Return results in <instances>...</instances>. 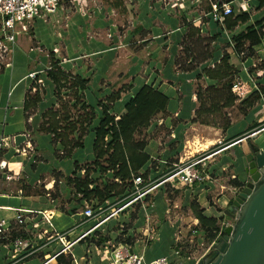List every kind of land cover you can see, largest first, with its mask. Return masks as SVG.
I'll return each mask as SVG.
<instances>
[{"label":"crops","instance_id":"1","mask_svg":"<svg viewBox=\"0 0 264 264\" xmlns=\"http://www.w3.org/2000/svg\"><path fill=\"white\" fill-rule=\"evenodd\" d=\"M74 2L75 6L67 3L66 0V2L61 6L60 13H58V20L60 22L53 18L51 19V22L48 23L36 22V24L29 29L30 31H34L33 36H27V32L29 31L28 30L27 32H24V34H22L25 36H22L21 34L20 36L18 35L20 38H15V40L17 41H14L13 43L6 42L8 49L10 50L9 55L12 61L9 59V61H11L10 67L1 69L0 72V143L4 141L10 146L5 147L2 145L0 147V159L7 162L6 169L0 170V218L7 221L8 228L6 230V236L8 239L2 240L0 242V264H9L13 260L14 253L12 251L10 241H13L16 238L30 240L31 242H34L35 247L37 246V248H39L35 253L26 258L22 263L42 264L47 259L51 258L54 254L59 252L63 247L58 241H51L46 244L49 237L53 236L55 233L57 234L60 232L69 231L74 228V226L78 225L75 231L70 233V235L68 236L69 239H74L81 232L85 231L91 224H93V222L81 224L83 218L81 212L83 207L80 206V203L77 199L73 198V194L70 192V190L67 189L65 183H63L64 190L66 191L65 209L63 210L57 208L56 202L58 201V199H56L55 197V184L62 183V181L59 182L60 180H55L53 176H50V178H52L51 180L46 181V177L49 176L47 174L48 170H46V172L42 171L39 173L38 170L40 169L42 162H44L45 160H42L44 158L43 154H41L38 148L36 137H33L35 136V132L45 133L44 131H38L37 128L33 127V119H37V115L42 114L41 112L36 113V111L38 107L42 109L43 105H38V107L34 111L30 112L24 111L23 109L24 99L27 94L28 81H30V79L26 78V76L29 72H31L30 67L33 66L35 68L38 66V55L36 54L37 52L33 50V41L37 42L38 38H44L45 40H47V38H50L52 36H58V34H56V29L59 26H61L60 32H62V34L65 33L66 30H71V27H74L72 21L73 15L82 18L79 14H77L81 11L77 7L78 3L76 0H74ZM131 2L141 5V10H139L136 19L135 17H132L133 29L129 31V35L132 37L133 41H131V44L128 46H135L133 43H136L140 46L142 45L143 49V47L149 46L152 42H156L159 44L164 43L165 45H167L168 38L165 37V32L164 34H160L161 28H159V26L163 28L165 25H167V23L168 25L173 26V30H175L174 32L170 33L171 38L176 35L175 39H172L173 44L171 43L172 45L168 49L170 52H173V47L177 46L178 39H183L186 42H190L197 39L199 40L200 38L204 37L212 38V35L218 33L217 31L213 30L208 16H205V14L209 12L208 8L205 11L204 16L200 20L198 19L199 15H196V12L191 13V16L184 14L185 11L187 12L189 10V7L186 6L187 2L191 3L195 8L198 7V3L196 2V0H169V2L167 0L164 3L157 0H131ZM167 2L170 3L168 6H166ZM96 3V0H85V7L89 8L88 13L91 14L90 16H88V21L86 22L84 28L86 30V33L92 35L93 37H91L88 45L84 46V56H77L76 54L70 55L68 51V55L65 58V60L67 61L62 63L61 66L64 72L66 71L67 73H71L72 68H74L75 71L77 70L79 76L83 75L84 68L86 67L85 65L84 68L81 67V65H83L81 62V59L83 57L85 58L88 56H94L97 58L98 51L101 54H107L108 51H112L116 47H108L103 44H99L98 47V22L102 25H105V22L100 20L98 12L97 10H95L97 8ZM180 3L183 4V8H181L182 4ZM199 3H201V0H199ZM229 3L234 8L235 14H238L242 11L249 12L250 21L241 26H238L232 32L223 29L225 34L223 36H220V38L216 41L211 42V44L215 46L219 45V43L221 42H223V44L225 45V42L229 40L232 35H235L239 31L244 29L241 28L242 26L252 24L256 19H259L257 18L258 15L261 16L260 18L263 17L264 19V7L256 9V6L252 1L233 0ZM91 4L93 5V10L92 12H89L92 9ZM178 5L179 10L177 12H179V16H173L176 12L175 10H177ZM115 6L120 7V2L115 5L113 4V8H115ZM164 8H167L169 12H162ZM186 8L188 9L186 10ZM112 10L114 11V9ZM194 10H192L191 12H193ZM250 10H253L252 14ZM181 13H183L184 15L180 16ZM192 15L194 16V19H196V21L192 20ZM94 18L95 20L93 21ZM174 18L177 19L174 20ZM153 19H159L160 21L157 22V26H152L151 30H149V26L152 25V22L150 20ZM183 20H185L186 23L183 22ZM69 23L71 26H69ZM186 25H190V34H186ZM218 25L221 28H224V25ZM62 29H64L65 31L63 32ZM47 30L49 31V36H44V33L47 34ZM68 31L66 32V34H68ZM70 39L71 38L69 37V40ZM170 42L171 41H169V43ZM262 45L264 46L263 42L256 46ZM53 48L59 49V47L57 46H53ZM73 49H77L76 46H74ZM88 49H91L92 52L88 51ZM225 50L226 53L229 54L230 64L239 71L238 75L240 76V72H244V79L241 78V81L247 82L246 85L249 87V77L244 69V65L242 64L243 69L240 70L232 61V57H235L236 60L241 61L240 56L235 54L230 47H226ZM94 52H96V54H94ZM214 56H217L216 52H214ZM259 57L262 60L264 59V51L262 55L259 54ZM105 58L106 56L98 60L101 66H103L101 72L107 71L106 69L108 67V63L105 62ZM128 59L130 60V58ZM190 61L191 59H188L187 63H190ZM153 63H157V61L155 59H152V61H150L146 66V68H148V72L150 71L151 74L153 73V79L150 80V75L148 76V74H146L147 70L145 68L142 73H139L138 77L135 76L134 79L130 80V86L126 90V93L128 94L123 96L122 92L120 93L118 102L122 103V107H120L115 112H109L119 117L124 112V104L126 103V101L133 94H135L142 85L152 84L159 91L163 92L169 98V100L166 111L162 114L157 115L156 117H154V119L152 118L151 124L147 130L151 135V133L153 134L154 131L158 127H160V125H162L166 129L167 134L165 136V140H163L162 142H159L151 135V139L145 148V152L149 154L150 160L142 168V171H140V173H143L147 169H149V180H154L164 175L167 171L170 170L172 165L177 164L178 161H183V159L189 160V158L193 155L191 154L190 150L187 151L189 154L185 155L184 157L182 156V154L179 155L182 151V147L184 146V141H182V138L188 130L192 129V131H195L197 130L196 126H200V130L202 131V133H194L192 139L196 137L195 135L199 136V138H201L203 141L201 142L203 146H205V149H207L209 146L215 145L218 142H221L219 146H223L218 151H216L213 156H211L212 159L208 161V165H210L209 168H207L206 163L205 169L206 172H208L210 179H208L204 183L194 184L191 187L182 186L180 184L166 183V185H169V187H171L170 189L172 190L182 189L184 191V200L181 203V207H185V203L187 204V207H189V212L186 215L176 218L174 222L167 218V214H164L166 205L163 203L162 199V187L154 190L152 194L146 196V206L144 208L140 206V208H134L135 210L133 211L132 208L136 205L135 204L134 206H130L129 210H127L126 214H124L125 216L128 215L129 219H132L130 224H128V219L122 220V223H120L119 220H116V225H113L114 219L108 220L100 225L98 231H96L93 235H90L80 242L74 244L68 250L74 256V260L71 264H111L109 258L110 248L109 244H107L106 242H121L128 245V243L124 241L127 238L133 240V244H129L130 249L137 253H143L146 260H151L153 258L161 256H165L169 260H173V258L177 256L175 255V251H177L179 248L177 247V245L183 242H196L198 247L194 251V253L191 254H194V257H198L203 252L204 247L206 246V242L204 240L203 231L199 229V221L192 212L190 199L197 202L199 209H202L205 216L219 219L223 216V210L229 205L228 199L237 189L232 184V181L234 179H237L241 183L242 180H245V176L242 170L243 166L245 165L243 152H245L244 150L247 147L246 140L251 139V137L253 136L252 135L251 137L247 138V135L245 134L248 132V128L254 122H257L259 124L264 123V112H256L255 110L253 111L254 113L249 111L244 112L243 114H241V118L236 121L235 119L230 117L228 119L229 125L225 129L220 125L207 126L199 124L197 122H193L192 119L194 118L195 109L194 104L188 103V99H190L188 97H191L190 95L192 94L193 90H191L192 92H189L188 88L190 84L189 82H187L189 78H191L188 77L189 75H191V72L182 70L176 78L175 76L167 78L162 75L161 77H157L156 72L159 71V68L153 71ZM169 63L170 60L168 59L166 64ZM184 77L185 79H182ZM171 78H174V80L181 82V84L184 86L183 92L181 94L178 93L179 90H177L174 84L175 81H173ZM140 79L142 80L141 83H135V81L139 82ZM204 80L207 81L206 83L208 84L213 82L206 77H204ZM88 84L89 81L87 83V86ZM184 89H186L187 93ZM253 91H258V88L256 90L250 89L244 97L247 98ZM84 92L86 94V90ZM183 95L185 97H183ZM262 128V131L254 134V139L251 141L256 143L261 149L264 150V126ZM177 141L180 142V144H176ZM27 143L31 145L32 150H29L27 154L15 153V150L13 149L14 146L25 147ZM58 143L59 142L55 141V144H57L54 145L56 150L55 153H62V151H57V149L59 148ZM162 144L166 146V150L164 149L163 154L160 155L159 146ZM217 157L219 158L218 160ZM156 160H161L162 163H165L160 165L161 162L159 161L158 164ZM47 163L48 162L44 164V167L48 166ZM231 165L234 166V169L231 170V168L230 176L224 179L222 174L224 171L226 172V169L228 170ZM54 169L57 171V173H60V176H62V174L70 175L73 171L72 168L71 173H66L58 168ZM84 171V169H79L76 172L75 177H82L84 175ZM8 175H11L12 178L8 179ZM93 175L97 176L94 177ZM93 175H91L93 179L101 177L98 172H94ZM52 180H54V183L52 182ZM241 184L242 186L244 185V183ZM47 194H49V196ZM108 200H110L112 203L114 198H110ZM119 200L120 199H118L117 202ZM151 200L153 201L152 204L149 203L151 202ZM102 204L103 203H101L100 205L102 206ZM131 210L133 212H131ZM134 212L136 214V217L132 218V214ZM64 213L70 216L72 220V222L68 226H65L62 223ZM17 214L22 215L24 223H17V220L15 219ZM146 216L150 217L149 221L153 217L151 222L154 223L157 232L149 235V240L147 238V241L144 242L142 240L143 236L135 237L134 233L137 232V234H139L140 230L143 231L147 227V223L149 221L146 223ZM229 219V217L225 216L223 220L225 225L230 224ZM132 221H135L136 224H133ZM144 233L147 234L148 231ZM100 235L102 237L107 236L108 240L105 243H97L99 242ZM178 240H180L179 243L177 242ZM87 248L90 250V253L88 255H86ZM180 254H183L181 253V250ZM55 263L56 261L54 258L47 264Z\"/></svg>","mask_w":264,"mask_h":264},{"label":"rangeland","instance_id":"2","mask_svg":"<svg viewBox=\"0 0 264 264\" xmlns=\"http://www.w3.org/2000/svg\"><path fill=\"white\" fill-rule=\"evenodd\" d=\"M160 1L162 3H164L167 0H157ZM176 1V0H174ZM189 1V0H187ZM94 2V1H93ZM96 9L98 12V15L100 17V20L105 22V25H102L98 22V47L99 44H103L105 46H116L112 51H108L107 54L106 53H100L98 51V57H83L81 59V62L83 65H81L82 68H84V65L86 66L84 68L83 71V75H80L82 78H85L89 81L88 86H86V94L85 92H83L84 96L80 99H77V103L73 105L74 102V95L73 93L67 89V90H62L61 93H57L55 92V90L53 89V86L50 85V81L49 79L46 77V70L48 66H51V63H53L54 61L58 62V66L62 69V63L66 62L67 60H65V58L68 55V51L69 54H76L77 56H84L85 52H83L84 50V46H87L89 41L91 40V37H93L92 35H89L86 33L85 30V25L86 22L88 21V16H90L91 13H88L89 8L85 7L82 11H80L79 14L82 18L80 17H76L75 15H73L72 21L74 24V27H71V30H66V32L68 31V34L60 32L61 31V26L57 27V33L58 36L56 37H50L47 38V40H45L44 38L39 39L36 41H33V50H35V52H37L36 54L38 55V60H37V67H30L31 68V72H35L36 73V80H30L28 81V88H27V94L30 93H34V89L32 90L31 86L34 84L36 86H38V92L41 95L42 101L39 103V105H43L42 109H40V107H38L36 113H42L44 110H50L51 108L53 110H58V111H68L70 117L72 119H78L80 121L83 120L84 115H87V113L89 112L88 107H83L82 103H85L87 106L93 105L96 114H99V107H98V102L100 100L106 101L104 100L105 97L110 96L116 92L119 91V93L122 92V95H126L128 93H126L127 88L130 86V80L134 79L135 76L138 77L139 73L143 70H145L146 66L149 64L150 61H152V59H155L157 61V63H153L152 65H154V69L152 67V70H156L157 68H159L156 72L157 77H161L165 76L167 78L169 77H178V74L184 69L185 66H190L188 65L187 61L188 59H191L190 56H192L193 53L196 54L195 58L200 59V56L202 54H204L205 52H210L212 51L213 53L216 52L217 56H214V59H216V62L218 61L217 59L221 58V54L226 52L225 50V46L223 44V42L219 43V45L215 46L211 43H209V39L207 37L204 38H200L199 40H195V41H191L190 42H186L185 40L181 39V40H177V46L173 47V52H170L168 49L169 47L173 44V40L175 39L176 35L173 36V38H171V32H174L175 30H173V26L165 25L163 28L161 26H159V28H161V33L160 34H164L165 32V37L168 38V42L167 45H165L164 43H156V42H152L149 46H145L142 49V45H138L136 43H133L135 46H128L131 44V41H133L132 37L129 35V31L133 29L132 27V17L136 19V17L138 16V12L139 10H141V5L136 4V3H132L131 0H96ZM118 2H120V7L115 6V8H113V4H117ZM169 2V0H168ZM166 3V6H168L170 3ZM210 0H201V3L198 2V7H193V5L189 2L186 3V6L189 7V10L186 12H184V14L191 16V13L196 12V15H199L198 19L200 20L203 16L205 11L207 10L208 6H209ZM130 4V5H129ZM134 4V5H132ZM148 4V3H147ZM182 4V3H180ZM92 9L89 12H92L93 10V5L91 4ZM211 7V6H210ZM232 7V6H231ZM91 8V7H90ZM181 8H183V4L181 5ZM195 8V10H194ZM114 9V11L112 10ZM188 8H186L187 10ZM232 9H234L232 7ZM179 10V5L177 6V10H175V14L173 16H179V12H177ZM192 10H194L193 12H191ZM82 12V13H81ZM162 12H169L167 8H164V10ZM251 14L253 13V10H250ZM171 14V13H169ZM177 14V15H176ZM183 13L180 14L184 15ZM261 16L258 15L257 18H260ZM53 19L58 20L59 15H54L52 16ZM50 16V19H52ZM85 18V19H84ZM177 18H174V20H176ZM95 20V18L93 19V21ZM191 20V19H190ZM192 20L196 21V19H194V16L192 15ZM152 22V25L149 26V30H151L152 26H157V22L160 21L159 19H153L150 20ZM51 22V20H50ZM60 22V21H59ZM183 22L186 23L185 20H183ZM92 23V21H91ZM248 23V22H247ZM50 24V23H49ZM212 28L214 31L220 32L221 35L223 36L225 34L224 30L217 25L214 21H212ZM243 25V24H242ZM69 26L70 23H69ZM187 27V33L186 34H190L189 29H190V25H186ZM49 28V27H48ZM64 28V27H63ZM241 28H245V26H242ZM208 30V29H207ZM62 31L64 32L65 30L62 29ZM151 32V31H150ZM156 32V31H155ZM33 33V34H32ZM24 33H21V35ZM152 34V33H150ZM156 34V33H154ZM232 34V33H230ZM33 36L34 35V31L33 30H29L27 32V36ZM49 36V31L47 30V34L44 33V36ZM20 36V34H19ZM16 36V39L19 37ZM25 36V35H22ZM67 37V38H66ZM69 37L71 38L69 40ZM20 38V37H19ZM18 38V39H19ZM17 41V40H15ZM103 43H101V42ZM169 41H171L169 43ZM127 43V45H126ZM172 43V44H171ZM92 44V43H91ZM192 45V49L193 52H191V50H189L190 47H186L187 49H185V46L188 45ZM138 45V46H137ZM53 46H57L59 47V49H54ZM74 46H76L77 49H73ZM181 46V47H180ZM71 47V48H70ZM135 47V49H134ZM218 47V48H217ZM81 48V49H80ZM141 48V49H140ZM88 51H91V49H88ZM253 52L249 51L246 47L239 50L238 53L240 54V60H236L235 57H232V61L235 64V66L238 69H243V65L245 67V71L248 74V84L249 87L246 85L247 82L241 81V78L244 79V72H240V76L237 75L234 78V82H235V87H234V94L239 98L238 102L233 104V106L229 107V109L223 108L220 110H217L215 112H213L212 117H210V115L206 116L208 117V119L212 122V124L214 126L220 125L223 126L224 123L226 122L224 118L229 119L230 117L238 120L241 118V114H243L244 112H253L254 110L256 112H264V61H261L262 59H260L259 54H263L264 51V46H256L252 49ZM92 52V51H91ZM94 54H96V52H94ZM105 58V62L108 63V67H107V71H103L100 62L98 61L99 59ZM109 58V61H108ZM130 58V60L128 59ZM251 58V59H250ZM9 59L12 61L11 57L9 54H3V57L0 58V72L1 69L4 68H8L10 67L11 61H9ZM170 60L169 64H166L167 60ZM230 59V58H229ZM36 63V62H35ZM160 66H159V64ZM197 65L196 62L193 61V63H191V65ZM243 64V65H242ZM157 66V67H156ZM162 66V67H161ZM181 66V67H180ZM156 67V68H155ZM147 73L150 80L153 79V73L151 74V72H148V68H146ZM29 72V73H31ZM66 72V71H65ZM71 72V71H70ZM72 72L73 75H78L77 70L75 71L74 68H72ZM71 72V74H72ZM243 73V74H242ZM104 74V76H103ZM133 77V78H132ZM188 77L189 80L187 82H189L190 86L188 88L189 92L191 90H193L192 94L190 95L191 97H188L190 99H188V103L189 104H194V108H197L199 106V102L197 101V96L196 94V87L197 86H205L207 81L204 80V78L200 77V78H196V75H189ZM163 78V77H162ZM177 88L178 93L181 94L183 92V88L184 86L181 84V82L174 80V78H171ZM182 79H185L182 78ZM142 80L140 79L139 82L135 81V83H141ZM251 82V83H250ZM29 86L31 87L29 90ZM90 86V87H89ZM180 88V89H179ZM261 89V94H260V99L258 101H253L251 99V103L253 104L252 107H249L248 104H239L240 101H242L245 97V95L247 94V92L250 89L256 90V89ZM84 90V91H85ZM185 92L187 93L186 89H184ZM96 91V93H95ZM241 94V95H240ZM121 95V96H122ZM183 97H185L183 95ZM127 98V97H126ZM125 98V99H126ZM193 102V103H192ZM106 103V102H105ZM51 107V108H50ZM120 107H122V103L115 101L113 103V105L110 108V112H115L117 111ZM49 108V109H48ZM240 112V113H239ZM118 113V112H117ZM254 113V112H253ZM192 114H193V106H192ZM80 116V117H79ZM157 116V115H156ZM154 116V117H156ZM153 117V119H154ZM176 117V116H174ZM195 118V117H194ZM30 119V118H29ZM185 119V118H184ZM186 120V119H185ZM34 122V123H33ZM33 124H34V128H37L38 131H41L42 129L40 128L42 122H43V118L42 116L39 114L37 115V119H33ZM198 123V122H197ZM37 124V125H36ZM200 124V123H199ZM263 125V124H262ZM84 126V125H83ZM264 126V125H263ZM262 126V127H263ZM197 130L192 131V129L188 130L185 134L184 137L182 138L184 141V146L182 147V151L179 155L182 154V156L184 157L185 155L189 154L187 151H191V154H193L191 156L192 158H197L199 156L202 155H209L212 153H216V151H218L221 147L223 146H219L221 144V142L216 143L213 146H209L207 149H205V146H203L202 144V139L199 138V136L195 135L196 137L192 139V136H194V133H198L201 134L202 131L200 130V126H196ZM260 130H258L257 128H255L254 131H252L249 134H245L247 135V138L251 137L250 140L254 139V134H257L258 132L262 131L263 128H259ZM148 132V130H147ZM166 129L160 125V127H158L154 133L152 135L153 138H155L156 140H158L159 142H162L163 140H165V136H166ZM36 137V141L38 144V148L41 152V154H43V159L45 160L44 162H42V165L40 167V169L38 170L39 173L42 171L48 170V177H46V181L51 180L52 178H50V176H53L54 179H58L60 181H62V183H56L55 184V197L56 199H58V201L56 202L57 208L60 209H65V205H66V199H65V193L66 191L64 190L63 187V183L64 180L61 176H59V178H57V171L54 168H58L63 170L66 173H71V168L73 169V163L75 161H77L78 164H80L81 169H88V168H92V161L94 160V156H93V152H92V139H93V134L92 131H88L85 135H84V139H83V147H79V148H74L73 151L71 152V155L69 157H59V156H63L62 153H55V147L54 145L55 142H52V138L51 135L47 134V133H39V132H35L34 134ZM245 139V138H244ZM202 141V142H201ZM248 140H246V143ZM193 142V144H192ZM176 144H180V142L177 141ZM58 149L57 151H62L63 150V145L61 143H58ZM247 146V145H246ZM164 149L166 150V146L165 145H160L159 146V153L160 155L163 154ZM200 149V150H199ZM204 149V150H203ZM195 154V155H194ZM174 156V155H171ZM190 157V159H191ZM212 158H207L206 160H204L203 164L206 166L207 163V168H209L210 165H208V161H210ZM219 158L217 157V160ZM181 160V159H180ZM186 160L188 159H183V161H178L177 164H179L180 162H186ZM161 164H164L165 162L162 163L161 160H159ZM159 161L156 160V162L159 164ZM46 162H48V168L44 167V164H46ZM216 163V162H214ZM174 167V165H172V167L170 169H172ZM47 168V169H46ZM198 168L201 169V165L198 166ZM232 168V169H231ZM234 169V166L231 165V167L227 170L226 172H223V177L224 179L226 177L230 176V171ZM91 175H93V173H90ZM99 174V173H98ZM94 177H96L97 175H93ZM99 176V175H98ZM102 179H106L105 176H102ZM101 177H98L96 179L97 183L98 181H100ZM147 179H150L149 177ZM222 185V184H221ZM163 189L162 192V199H163V203L166 205V210L164 212V214H167V218L170 219L172 222H174V220L180 216L186 215L189 210L187 207V204L185 203V207H181V203L184 200V191L182 189H170L171 187H169V185L164 184L163 186H161ZM63 188V189H62ZM68 190L71 191V189L68 187ZM54 197V195H53ZM119 199V197H115L114 200L111 201L110 200H105L102 203V208H105L109 205H113L115 202H117V200ZM52 201V200H51ZM190 201H192V199H190ZM152 200L151 202H149L150 204H152ZM186 202V201H185ZM106 205V206H104ZM122 204H120L119 206H121ZM176 205V206H174ZM144 206H146V203H144ZM134 208H139V205L136 204L132 210L134 211ZM127 210H129V208H125L123 211H121V213L119 215H115L113 218H111L110 220L114 219L113 221V225H116L117 221L119 220L120 223H122V220L124 219H128V224H130L131 222V218L129 219L128 215H124L126 214ZM131 210V212H133ZM53 211V210H52ZM52 215V214H51ZM49 216V214H48ZM153 219V217L151 218V220ZM151 220L147 223V227L142 231L140 230L139 234H137V232H135V237H140L143 236L142 240L144 242L147 241V238L149 240L150 237H148L151 234H154L156 231V227L154 226V223L151 222ZM72 222L70 216H68L66 213H64V217L62 219V223L65 226H68L70 223ZM151 222V223H150ZM155 222V221H154ZM229 222L232 223L233 220L229 219ZM133 224H136L135 221H132ZM125 229V228H124ZM141 229V228H140ZM148 231L147 234H145L144 232ZM152 238V237H151ZM117 241V240H116ZM180 240H178L177 242L179 243ZM194 241V240H193ZM150 242V241H149ZM183 242L181 244H178L177 247L178 251L181 250V253L183 254H191L194 253V251L197 249L198 245L196 242ZM153 251V250H151ZM175 264H191L192 260H187L181 256H175L172 260Z\"/></svg>","mask_w":264,"mask_h":264},{"label":"trees","instance_id":"3","mask_svg":"<svg viewBox=\"0 0 264 264\" xmlns=\"http://www.w3.org/2000/svg\"><path fill=\"white\" fill-rule=\"evenodd\" d=\"M214 1L219 0H210L209 5L211 6ZM220 1L229 3L233 0ZM249 1L254 3L256 9L264 7V0ZM210 6H208V9H210ZM208 19L212 23L211 17L208 16ZM249 21V12L232 13L225 18L224 28L222 29L232 32L238 26ZM215 23L218 25L217 22ZM219 38L220 32L215 33L209 39V43ZM262 42L264 43L263 17L256 19L252 24H248L243 30L232 35L224 46L232 48L235 54L240 55L238 53L239 50L246 47L253 52V47ZM190 44L185 46V49L190 47L189 50H191L192 45ZM195 56V53L190 56L191 61L188 63L190 66H185L183 71L191 72L192 75L194 73L196 78L206 77L213 82L205 86L196 87L195 95L199 106L194 109L195 118L192 121L207 126H214L206 116L210 115L212 117L213 112L229 108L239 101V98L232 91L234 78L239 71L230 64V57L226 52L221 54V58L217 59V62L212 51L205 52L200 56V59H196ZM193 61L197 65H191ZM261 61H264V59ZM58 65L57 61L51 63V69L46 70V77L55 92L61 93L63 89H69L74 95V105L77 103V99L84 96L83 92L86 89L88 80L79 75L64 72ZM31 87H29V90L34 89V93L26 94L23 106L24 111L29 112L34 111L42 101L38 86L33 84ZM258 91H253L239 104H248L249 107H252L251 99L253 101L260 99L261 89H258ZM119 98L120 93L118 91L105 97L104 100L106 101L100 100L98 102L99 114H96L93 105L87 106L82 103L83 107H88L89 109L82 121L79 118L76 120L72 119L68 111L62 112L52 108L45 110L41 114L43 118L40 126L41 131L51 135L53 142L57 141L63 145V156H59L61 158L69 157L74 148L83 147L84 135L89 130L92 131L93 167L85 169L84 175L77 178L75 174L82 166L75 161L72 173L70 175L62 174L61 176L67 188L71 189L74 199L78 198L77 194L81 193L87 200L97 199L98 205H100L106 199L115 197H119V199L126 198L133 187L132 178L138 175L150 160L149 154L145 152V148L151 139L147 129L154 116L166 111L169 98L152 84H144L126 101L124 112L118 117L109 111L113 103ZM223 119L226 121L222 126L225 129L228 127L229 121L225 117ZM263 125L254 122L248 128L247 134H250L255 128L259 130ZM91 172H98L101 175L98 183L96 181L97 178H92ZM148 172L149 169L142 174L145 181H147ZM59 174L57 173V178H59ZM102 176H105L106 179H102ZM56 180L58 181V179ZM232 184L236 188L242 185L237 179H234ZM127 200L124 199L123 202ZM136 204L140 208L141 204ZM190 206L199 221V229L203 231L206 242L204 248L208 249L223 234L225 216L219 219L205 216L195 200L190 202ZM134 217H136L135 212L132 214V218ZM107 240V236L102 237L100 235L97 243H105ZM124 241L130 245L133 244V240L130 238ZM73 260L74 256L71 252L63 251L55 258V264H71Z\"/></svg>","mask_w":264,"mask_h":264},{"label":"built area","instance_id":"4","mask_svg":"<svg viewBox=\"0 0 264 264\" xmlns=\"http://www.w3.org/2000/svg\"><path fill=\"white\" fill-rule=\"evenodd\" d=\"M78 3V9L83 10L85 7V0H76ZM66 2V0H0V58L3 54L10 53L6 42L13 43L16 36L21 33L27 32L31 27H33L36 22L48 23L50 22V16L57 15L60 13L61 6ZM198 3L199 0H196ZM67 3L75 6L74 0H67ZM234 13L231 4L227 2L214 1L211 4L209 12L205 16L211 17L214 22L220 25L224 24L225 18ZM51 69V66L47 67V70ZM245 69V67H244ZM26 78L30 80H36V73H28ZM235 82L232 86V91L234 92ZM241 95V94H240ZM9 147L7 143L2 141L1 146ZM16 154H27L32 147L29 143L25 147L14 146ZM215 153L209 155H202L197 158H191L186 162H180L175 164L172 169L167 171L161 177L145 181L142 176V172L132 178V189L131 193L123 199H120L117 203L109 205L102 208L98 205L97 199L87 200L81 193L77 194L76 198L80 206L83 207L81 215V224L87 222H93L85 231L81 232L76 238L69 239L70 233L74 232L78 225L74 226L69 231H64L60 233H55L53 236L47 239V243L51 241H58L63 246L62 249L54 254L51 258L47 259L42 264H47L50 260L56 258L63 251H68L74 244L80 242L81 240L93 235L100 225L104 222L110 220L115 215H118L125 208L134 206L136 203H140L144 208L145 198L147 195L153 193L154 190L163 186L166 183L180 184L182 186L191 187L194 184H200L206 182L210 179L208 172H206L204 160L213 156ZM201 165V169L198 166ZM7 167V162L0 159V170H5ZM8 179L12 176L8 175ZM54 183V180H52ZM61 182V181H59ZM49 196V194H47ZM124 199H128L123 202ZM108 200V199H107ZM119 204H122L119 206ZM106 206V205H104ZM15 219L17 223L22 224L24 220L21 214H17ZM150 217L146 216V223L149 221ZM8 228L7 221L0 218V242L2 240L8 239L6 236V230ZM11 242L12 251L14 253L13 260L9 264H23L22 262L35 253L39 248L35 247L34 242L26 240L23 238H16ZM109 244V258L111 264H175L172 260H169L165 256L153 258L151 260H146L144 254L134 252L130 249L129 244H124L121 242H106ZM90 253V250L86 249V255ZM200 254V253H199ZM175 255L181 256L187 260H194V254H180V251H175Z\"/></svg>","mask_w":264,"mask_h":264},{"label":"water","instance_id":"5","mask_svg":"<svg viewBox=\"0 0 264 264\" xmlns=\"http://www.w3.org/2000/svg\"><path fill=\"white\" fill-rule=\"evenodd\" d=\"M244 151V185L223 210L233 222L191 264H264V150L248 139Z\"/></svg>","mask_w":264,"mask_h":264},{"label":"bare ground","instance_id":"6","mask_svg":"<svg viewBox=\"0 0 264 264\" xmlns=\"http://www.w3.org/2000/svg\"><path fill=\"white\" fill-rule=\"evenodd\" d=\"M195 155V154H194ZM192 158V157H191ZM190 159V158H189Z\"/></svg>","mask_w":264,"mask_h":264}]
</instances>
